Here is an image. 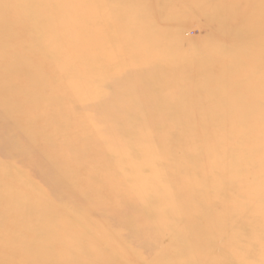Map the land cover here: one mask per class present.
I'll return each mask as SVG.
<instances>
[{
    "label": "bare ground",
    "instance_id": "1",
    "mask_svg": "<svg viewBox=\"0 0 264 264\" xmlns=\"http://www.w3.org/2000/svg\"><path fill=\"white\" fill-rule=\"evenodd\" d=\"M15 3L24 9L18 18L25 24L21 32L16 28L1 32L8 37L21 33L20 51H28L27 37L32 42L40 39L28 51L30 62L32 57L54 55V60L62 63L69 48L77 49L82 56L76 65L70 63L61 70V83L56 86L67 88L56 95L65 102L53 103L50 109L40 102L30 106L23 93L12 95L5 88L1 93L0 166L7 171L0 170V264H159L165 260L175 264L177 256L170 254L171 246L214 264H226L233 258L235 240L247 239L245 230L249 224H254L258 232L247 239V245L259 238L258 255L264 264V119L231 117L227 122L233 124L228 126L227 122L216 123L212 117L196 122L191 121L196 117H184L191 121L193 139L185 140L169 123L171 117L150 116L138 121L121 116L105 118L83 108L76 116L71 107L76 103L85 107L89 102L83 88L98 79L96 73L101 68L100 52L93 53L100 49L101 40L87 44V38L98 29L88 30L84 25L89 17L97 20L94 15L99 0H0V21L11 24L4 18L11 16ZM67 6L73 8L68 10ZM214 6L217 10L206 20L212 34L245 37L247 48L264 46V0H214ZM237 6L244 7V12L231 10ZM183 10L190 12L189 7ZM131 11L133 15L136 9L125 7L121 13L130 15ZM68 18L74 20L70 28L65 26ZM42 20H46L44 25ZM141 21L145 22L142 29L138 26ZM184 21L174 30L176 33L186 25ZM68 29L78 34L73 38L63 35ZM247 29L254 37L245 36ZM168 31L172 30L141 16L123 35L141 34L146 38L148 33ZM58 42L63 48L51 53L52 44ZM236 50L222 59L213 48L199 51L198 55L218 57L209 62L215 67L238 62L239 49ZM262 53L264 58V50ZM88 59L97 61L89 70L90 81H86L88 74L82 68ZM140 59L135 58L133 64L159 71L158 60ZM39 65L38 61L30 63L24 71L40 75L50 72ZM72 66L78 67L77 74L68 73ZM59 116H66V122L62 123ZM93 119L103 122L95 128ZM106 119H113L116 126L110 128ZM183 119H176L179 127ZM58 122L63 125L62 131H43ZM124 126L136 128L133 136L140 139L137 145L133 137L130 147L114 139L111 130ZM216 129L223 133L222 137H204L205 133L213 135ZM75 130L84 134L80 142L73 137ZM57 133L59 138L54 139ZM46 135L48 145L44 143ZM196 143H202L203 150L197 151ZM233 147L236 149L231 151ZM31 167L40 170L44 188L34 183L40 190L25 189L22 179ZM96 208L108 213L102 217L99 211H93ZM116 211H125L137 221L122 226L115 218ZM158 211L171 216L163 219ZM150 218L153 223H146ZM88 224L94 228L89 234ZM173 232L177 238L168 235ZM166 237L169 247L163 245ZM89 239L93 252L87 249ZM158 250H162L160 257L155 254ZM142 254L151 259L143 260Z\"/></svg>",
    "mask_w": 264,
    "mask_h": 264
},
{
    "label": "rangeland",
    "instance_id": "2",
    "mask_svg": "<svg viewBox=\"0 0 264 264\" xmlns=\"http://www.w3.org/2000/svg\"><path fill=\"white\" fill-rule=\"evenodd\" d=\"M62 1L58 0L59 3H62ZM99 3L100 6L94 15V17H97V20L96 18L92 19L89 17L85 19L84 25L88 30L93 28L94 30L98 29L97 32L94 31L87 38V44L96 39L101 40L100 49L93 51V53L100 52L101 68L96 73L99 75L98 79L93 80L92 83H88L83 88V94L89 99V102L85 104V107L82 104L79 105V103L72 106L73 108L71 107L70 110L74 114L76 113V116L83 108L96 117L104 116L105 118L121 116L125 118H137L134 120L138 121V118L150 116L171 117L172 122L169 123L172 124L175 131L177 129L181 133V136L185 140H193L192 129L189 124L192 120L196 122L212 117L217 123L227 122L231 117L264 119V58L262 56L264 46L255 47L250 45V48H247L245 43L247 39L245 37L229 38L224 36L223 38L212 34L206 20L209 18L210 13L218 8L214 6V0H99ZM125 7H130L131 10L135 8L136 12L132 15L131 11L130 15H125L123 12L121 13ZM185 7H189L190 12L188 14L183 10ZM12 8L11 16L4 18L10 21L11 24L7 21V23L0 21V97H2L1 93L4 91L3 88H5V91L12 95L26 94L25 102L30 106L40 102L44 103L47 109H50L53 103L65 102L64 98L56 95L57 91L63 92L67 88L66 86H56L61 83L58 75L62 73L61 70L65 68V65H69L70 63L76 65L77 60L82 54L75 48H69L68 50L64 48L67 50L66 54L68 55L64 56L66 58L63 59L62 63H59L61 61L54 60V55L32 57V61L30 62L29 55L31 52L28 51L32 50V45L39 44L40 39L37 38L32 42V39H27V37L25 41L28 46L25 49L28 51H20V42L21 38H23L21 37V33L15 35V37H8L1 32L3 29L4 31L6 29L8 31V28L9 31L16 28L21 32L20 28L25 24L19 22L18 18L21 16L23 7L15 3ZM71 8L73 6H67L68 10H71ZM231 10L236 13H242L244 12V7H232ZM5 14L7 16L10 15L6 11ZM167 15L169 16L166 17ZM141 16L152 19L156 22L157 26L171 29L172 31L159 34L148 33L146 38H143L141 34L123 35L127 31V28ZM67 20L69 24L66 21L65 26L70 28L68 25H73L74 20L71 18ZM183 21L186 25L181 28L180 32L176 33L174 30L178 29ZM45 23L46 20L41 21V24L44 25ZM139 23L138 26L142 29L145 22L141 21ZM25 28H28L27 24ZM141 29L137 30L142 31ZM62 34L73 38L78 32L77 30L68 29L62 32ZM244 34L250 37L252 31L247 29ZM224 43L227 44L225 45ZM60 45L59 42L52 44L51 53L58 51L60 48L62 49L63 47H60ZM223 46L226 48L223 49ZM212 48L217 50V54L221 55V59L225 55L230 56L233 50L239 49L240 59L238 62L228 61L215 67L210 66V60H217L218 57L216 59L215 55L214 57L201 56L198 55V52L211 50ZM137 57H141L140 60H145L146 58L150 61L158 60L157 68H159V71H155L156 69L145 70L140 64V67L134 65L133 61ZM35 60L40 63L39 66L45 69L48 68L50 72L42 75L36 72H25L26 67L30 63L36 62ZM52 60L56 61L55 64ZM95 62L97 61L93 62L91 59H88L82 67L84 72L88 74L86 81H90L89 70ZM21 67L23 70H21ZM12 69L13 71L9 72ZM77 69L78 67L72 66L71 71L68 73L74 74ZM5 77H9L10 79L4 80ZM19 77L21 78L18 80ZM65 79L68 80L67 77ZM1 102L3 101L0 100ZM65 117L59 116L62 123L66 122L67 118L64 119ZM184 117L196 118L187 121L183 119ZM79 118L82 119L81 116ZM177 118L183 119L180 127L176 121ZM93 120L92 123L95 125V128L103 122L100 119ZM127 121L129 123L132 122L131 120ZM59 122L55 123L54 127H52V124H49L50 127L43 128V131H49L50 129H53L54 132L62 131L63 125ZM104 122L110 128L116 126L113 119H106ZM144 122L142 121V124H145ZM230 123L227 122V125L232 126L233 123ZM137 128L141 129L138 125ZM111 131L114 139L127 146H129L128 143L131 144L132 137L135 145L140 140L135 139L133 136L136 132L135 127L126 128L124 126L123 129L120 127L119 130L112 129ZM74 133L73 137L78 142L84 138V134L82 135L81 131L77 132L75 130ZM222 134L219 129H216L213 135L212 133L211 135L205 133L204 137L215 139L219 138V136L222 137ZM55 135L57 137H54V139H58L59 134ZM46 137L47 135L44 137V143L48 145L47 142L50 140H46ZM259 141L254 140L256 143H259ZM234 143L236 144V141ZM201 145L202 143L200 145L196 143L195 149L197 151L199 148L203 150V147H200ZM261 146L264 149V142L261 143ZM234 149L236 148L233 147L231 151H234ZM0 170L3 172L7 171L5 167L1 166ZM27 170L25 179L19 177L23 180L25 189L40 190V188H44L45 183L41 178L40 170L34 167ZM144 173L146 174L147 171H144ZM34 177L39 179L35 181ZM31 179H33L32 182ZM34 183L37 186L40 184L38 186L40 188L35 186ZM99 209L101 210L96 208L93 211H99L98 213L102 217L108 213V211H104L102 208ZM158 212H160L159 216L163 219H168L171 216L166 211ZM230 214L235 215V212ZM149 215L147 218H149ZM115 218L122 223V226L127 222L137 221L136 218L128 216L125 211H116ZM146 223L152 224L153 221L150 218ZM92 228L89 224L87 225L88 234L90 230L92 232ZM147 231L148 233L151 231L150 228L148 229V226ZM257 232V227L254 224L253 226L249 224L245 230L246 238L249 239ZM168 235L173 239V237L177 238L176 235L178 234L173 232ZM247 239L240 238L235 240L234 248L232 249L233 258L229 259L226 264H262L258 255L259 238L249 246L247 245ZM163 243L164 246L168 245L169 247L168 237L165 238ZM87 245L90 247H87V249L92 251L90 239ZM247 246L249 248L246 250ZM170 251L173 257L177 256L176 260H173L175 264H214L211 260L201 259L197 255L195 257L190 253L179 252L173 246H171ZM155 254L158 257L163 255L162 250L156 251ZM142 256L143 260L149 261L151 259V256L149 257L145 254H142ZM87 258L90 260L88 254ZM159 264H170V261L165 260L163 263L159 262Z\"/></svg>",
    "mask_w": 264,
    "mask_h": 264
}]
</instances>
